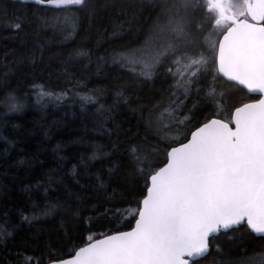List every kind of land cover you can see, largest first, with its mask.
Returning <instances> with one entry per match:
<instances>
[{
	"label": "snow or ice",
	"instance_id": "6c2138e0",
	"mask_svg": "<svg viewBox=\"0 0 264 264\" xmlns=\"http://www.w3.org/2000/svg\"><path fill=\"white\" fill-rule=\"evenodd\" d=\"M20 2L55 9L39 22L69 33L76 30L77 13L94 7L90 0ZM151 6L155 15L143 35L112 56L140 80L160 77L166 84L156 103L139 109L146 135L128 144L116 168L131 191L138 189L135 205L105 206L113 226L102 238L89 234L68 251L49 245L23 264H203L209 257L212 264H264V0H154ZM8 14L0 6V15ZM13 15L17 30L30 22ZM44 95L52 93L41 92L38 100ZM83 99L96 102L94 96ZM116 101L129 103L124 91ZM6 106L23 107L14 96L6 97ZM114 110L97 108L101 127ZM101 155L108 153L97 145L90 159ZM76 176L74 165L79 184ZM56 189L83 199L53 169L25 189L29 204L15 209L19 224L5 212L0 241L58 208L86 216L83 203L52 202L49 192ZM125 220L129 230H123ZM244 236L261 244L250 245Z\"/></svg>",
	"mask_w": 264,
	"mask_h": 264
},
{
	"label": "trees",
	"instance_id": "16d2710c",
	"mask_svg": "<svg viewBox=\"0 0 264 264\" xmlns=\"http://www.w3.org/2000/svg\"><path fill=\"white\" fill-rule=\"evenodd\" d=\"M153 2L90 0L93 10L79 11L76 30L69 33L39 22L40 16L50 17L55 9L0 0V6L9 9L7 17L0 15V220L7 212L19 224L15 209L28 206L25 189L34 188L53 169L83 199L76 201L56 189L49 192L52 202L69 199L73 207L83 203L86 213L73 217L58 208L52 216L23 224L0 241V264H23L49 245L68 251L89 234L100 237L113 226L103 215L105 206L135 205L138 189L131 191L122 170L116 168L126 159L128 144L143 142L146 135L139 109L156 103L166 84L160 77L140 80L114 63L112 56L143 35L155 15ZM14 13L30 21L22 30L11 26L16 22ZM79 51L89 55L78 56ZM119 91H124L128 104L116 101ZM41 92L52 95L38 100ZM9 96L23 105L19 111L6 106ZM85 96H94L96 102H87ZM101 104L115 108L103 127L96 114ZM148 142L155 143L151 136ZM97 145L108 155L91 160ZM74 165L79 184L72 178ZM97 176L105 188H100ZM34 199L42 200V195ZM122 227L129 229L127 220ZM243 239L250 245L261 244L252 237ZM212 259L203 264H212Z\"/></svg>",
	"mask_w": 264,
	"mask_h": 264
},
{
	"label": "water",
	"instance_id": "95a60500",
	"mask_svg": "<svg viewBox=\"0 0 264 264\" xmlns=\"http://www.w3.org/2000/svg\"><path fill=\"white\" fill-rule=\"evenodd\" d=\"M254 95H257V94H254ZM129 230V229H128ZM97 238H102V236H100V237H97Z\"/></svg>",
	"mask_w": 264,
	"mask_h": 264
}]
</instances>
